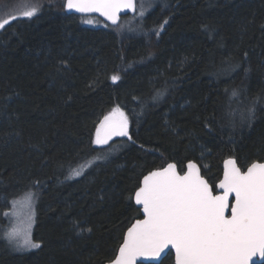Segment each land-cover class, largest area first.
Masks as SVG:
<instances>
[{
	"label": "trees",
	"instance_id": "obj_1",
	"mask_svg": "<svg viewBox=\"0 0 264 264\" xmlns=\"http://www.w3.org/2000/svg\"><path fill=\"white\" fill-rule=\"evenodd\" d=\"M22 1L37 14L0 29V235L31 191L41 247L0 239V264H105L141 217L134 192L151 170L195 160L214 185L227 157L264 159V0H150L129 29L130 15L92 25L64 0ZM117 108L132 139L96 145Z\"/></svg>",
	"mask_w": 264,
	"mask_h": 264
},
{
	"label": "snow or ice",
	"instance_id": "obj_2",
	"mask_svg": "<svg viewBox=\"0 0 264 264\" xmlns=\"http://www.w3.org/2000/svg\"><path fill=\"white\" fill-rule=\"evenodd\" d=\"M64 7L85 16L98 13L112 24L118 23L122 10H137L135 0H64ZM24 9L21 17L0 21V29L12 19H30L39 11L27 2ZM140 15L143 16L142 10ZM84 22L97 21L86 19ZM119 78L118 75L111 77L113 81ZM231 95L236 97L238 93L233 90ZM252 104L247 111L249 121L254 118L256 101ZM129 127L127 115L117 108L100 122L94 143L107 145L113 137L131 140ZM72 174L82 173L73 170ZM39 184V181L33 182L34 187ZM218 188L221 194H213L212 186L195 162L187 164L183 175L174 163L148 172L134 192L135 203L142 206L144 218L136 219L128 227L119 255L110 264H137L138 258H151L156 264H163L158 258L170 248L175 250V264H250L253 257H264V163L254 162L246 171H241L235 159L225 160ZM34 197L36 194L31 191L26 194L29 202ZM231 197L234 200L230 205ZM73 227L78 229V234L91 232L79 222H74ZM0 239H6L16 251L41 247L32 239L31 223L27 230L13 227L0 235Z\"/></svg>",
	"mask_w": 264,
	"mask_h": 264
},
{
	"label": "rangeland",
	"instance_id": "obj_3",
	"mask_svg": "<svg viewBox=\"0 0 264 264\" xmlns=\"http://www.w3.org/2000/svg\"><path fill=\"white\" fill-rule=\"evenodd\" d=\"M25 2H23L22 0H14L10 2L9 5H6V7L1 6L3 9H1L0 7V21H3L4 19H10L13 16L21 15L22 12L25 10L24 9ZM13 4H15V6H13ZM141 5H143L142 9H141ZM150 7H151L150 0H138L137 13L131 16L132 19H128L125 21L124 24H126V28L129 29V24L131 22L141 19L147 13ZM141 10L143 11V16L140 15ZM86 19H93L97 21L96 23H93L92 25L102 24L94 16H87L85 20ZM134 31L136 33H142V34L144 33L142 28L134 29ZM30 216L32 217L31 221L29 220ZM9 218H10V225L8 226L6 231H10L13 227L21 229V230H27L29 228V224L31 223V235H32V225H33V219H34V203L29 202L26 196L17 200L13 204Z\"/></svg>",
	"mask_w": 264,
	"mask_h": 264
},
{
	"label": "water",
	"instance_id": "obj_4",
	"mask_svg": "<svg viewBox=\"0 0 264 264\" xmlns=\"http://www.w3.org/2000/svg\"><path fill=\"white\" fill-rule=\"evenodd\" d=\"M135 2H136V5H137V9H138V0H135ZM65 10H66V9H65ZM66 12H67V13H70V14H76V15H80V16H85L84 14L76 13V12H74V11H68V10H66ZM136 13H137V10H136L135 12H133L132 10H129V9H124V10H122L121 13H120V19H119V21H118L117 24H112L111 21L106 20V18L100 16L98 13H92V14H89V15H87V16H96V17H99V18L102 19L104 22H106V23H108V24H110V25H112V26H116V25H118V24L120 23L121 19H122L124 16H128V15L133 16V15H135ZM113 138H115V137H113ZM229 158L235 159V160H236V163H237V166H239V165H238V162H237V159H236L235 157H228V158H226L225 160H227V159H229ZM225 160H224V161H225ZM189 162H195V163L200 167V172H201V175H202V169H201V166H200V164H199L197 161H195V160H189V161L186 162V164H185V171H184V172L187 171V164H188ZM255 162H259V161H255ZM169 163H174V164L176 165V167H177V171L180 172L181 175L184 174V172H181V171L179 170L178 164H177L175 161H169V162L166 163L164 166L159 167V168L166 167ZM260 163H264V161H263V162H260ZM156 169H158V168H155V169H153V170H156ZM153 170H151V171H153ZM246 170H247V169H246ZM246 170H244V171H246ZM223 171H224V162H223ZM241 171H242V170H241ZM147 174H148V173H147ZM147 174H146V175H147ZM202 176H203V175H202ZM203 177H204V176H203ZM204 178L207 180L206 177H204ZM222 179H223V174H222V178H221V179L218 181V183H217V189H218V191H219V193H217V194H221V192H222V190L218 188V184H219V182H220ZM142 181H143V178H142V180H141V184H140V185H142ZM207 181H208V180H207ZM209 184H210V183H209ZM210 185H211V184H210ZM213 194H214V192H213ZM133 200H134V203H135V199H134V197H133ZM233 200H234V197H231V198H230V205H231V203L233 202ZM135 205H136V203H135ZM136 206L139 207L140 210H141V217H139V218H137V219H143L144 217H143V213H142V206H140V205H136ZM228 214H230V212H229ZM135 220H136V219H135ZM135 220H134L131 224L135 223ZM130 226H131V225H130ZM130 226H129V227H130ZM127 229H128V228H127ZM126 233H127V230H126V232H125V234H124V237L126 236ZM121 244H122V243H121ZM121 244H120V246H121ZM120 246H119V247H120ZM169 252H172V253H173V255H174V264H175V250L172 249V248H170V249H166V250H165V253H162V254H161V257L158 258V259H162V260H163V258H164L165 256H167ZM118 255H119V249H118V251H117L116 256H118ZM116 256H115V257H116ZM111 261H112V260H111ZM263 262H264V257L256 256V257H253V259H252V261L250 262V264H261V263H263ZM149 263L156 264V261L152 260L151 258H138V259H137V264H149ZM105 264H110V261H109V262H106Z\"/></svg>",
	"mask_w": 264,
	"mask_h": 264
},
{
	"label": "flooded vegetation",
	"instance_id": "obj_5",
	"mask_svg": "<svg viewBox=\"0 0 264 264\" xmlns=\"http://www.w3.org/2000/svg\"><path fill=\"white\" fill-rule=\"evenodd\" d=\"M228 158V157H227ZM225 160V159H224ZM255 161H259V162H263L264 161V159L263 160H255ZM255 161H252L251 163H249L248 165H246L245 167H241L240 165H239V163H238V165H239V167L241 168V170L242 171H244V170H246L247 169V167L248 166H250L252 163H254ZM224 162V161H223ZM201 166V165H200ZM223 167V166H222ZM201 169H202V175L204 176V177H206V175L204 174V170H203V168L201 167ZM185 171V170H184ZM183 171V172H184ZM222 174H223V170H222ZM207 178V177H206ZM222 178V175H221V177H220V179ZM219 179V180H220ZM207 180H208V182L211 184V186H212V189H213V192H214V194H217V193H219V191H218V189H217V183H218V181L213 185L210 181H209V179L207 178ZM169 253H172V252H169ZM168 253V254H169Z\"/></svg>",
	"mask_w": 264,
	"mask_h": 264
}]
</instances>
